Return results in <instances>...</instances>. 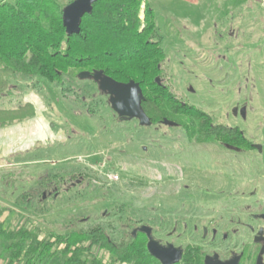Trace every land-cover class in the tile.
<instances>
[{
    "label": "rangeland",
    "instance_id": "1",
    "mask_svg": "<svg viewBox=\"0 0 264 264\" xmlns=\"http://www.w3.org/2000/svg\"><path fill=\"white\" fill-rule=\"evenodd\" d=\"M147 2L165 54L157 78L212 124L242 130L255 148L191 141L181 127L154 132L135 121L120 123L108 96L79 73L58 84L11 78L10 89L19 91L3 106L30 103L34 115L0 126L1 222L40 239L101 226L120 244L147 226L163 245L222 258L244 252L241 264H256L261 247L254 238L264 229V0ZM245 105L247 119H235L232 110ZM79 176L83 187L43 198L41 183ZM205 228L230 237L221 234L214 243L203 238ZM10 246L0 237V264H9ZM96 254L110 260L106 251ZM66 261L57 251L36 264Z\"/></svg>",
    "mask_w": 264,
    "mask_h": 264
},
{
    "label": "trees",
    "instance_id": "2",
    "mask_svg": "<svg viewBox=\"0 0 264 264\" xmlns=\"http://www.w3.org/2000/svg\"><path fill=\"white\" fill-rule=\"evenodd\" d=\"M64 7L60 0H0V126L34 115L30 103L3 106L19 91L10 89L11 78H42L58 84L66 74L103 71L118 82L139 83L145 97L142 107L154 123L169 118L190 139L209 141L218 135L224 143L251 148L238 130L212 124L208 115L156 82L165 54L156 41V11L147 0H98L93 12L83 17L80 34L72 36L63 25ZM4 212L0 209V237L11 243L9 264L42 263L57 251L67 257L65 264H161L148 252L142 233L131 235L124 244L116 243L101 226L40 239L24 228L5 229ZM96 251H106L110 260L103 261ZM178 264H204V254L189 248Z\"/></svg>",
    "mask_w": 264,
    "mask_h": 264
},
{
    "label": "water",
    "instance_id": "3",
    "mask_svg": "<svg viewBox=\"0 0 264 264\" xmlns=\"http://www.w3.org/2000/svg\"><path fill=\"white\" fill-rule=\"evenodd\" d=\"M98 0H74L63 8L62 19L66 33L69 36L78 35L81 32V23L85 15L93 12V6ZM81 81H94L99 91L109 97V103L112 110L125 120L137 119L140 125L148 127L152 125L151 119L145 113L142 103L145 100L143 91L139 83L130 81L128 83L118 82L106 75L103 71H82L77 75ZM156 82L162 85L160 78ZM163 125L168 127H177L179 124L173 120L165 118ZM261 151V146L258 147ZM140 232L147 235V250L151 256L157 259L161 264H178L183 259L184 251L172 244L162 245L152 234V229L147 226L139 228ZM137 231H134L136 234ZM255 243H263V246L257 257L256 264H264V230H260L255 237ZM241 256L221 261L219 256H207L204 264H239Z\"/></svg>",
    "mask_w": 264,
    "mask_h": 264
},
{
    "label": "flooded vegetation",
    "instance_id": "4",
    "mask_svg": "<svg viewBox=\"0 0 264 264\" xmlns=\"http://www.w3.org/2000/svg\"><path fill=\"white\" fill-rule=\"evenodd\" d=\"M163 70V69H162ZM162 72V71H161ZM160 80H161V83H162V85L161 86H165L164 84H163V79L162 78H160ZM87 81V80H86ZM91 81V80H90ZM91 82H93L96 86H97V84L94 82V81H91ZM98 87V86H97ZM166 87V86H165ZM104 95V94H103ZM108 101H109V97H108ZM111 106V105H110ZM115 113V112H114ZM248 113H249V107L247 106V105H245V106H243V107H239V106H236L233 110H232V116L235 118V119H240V120H242V121H245L246 119H247V116H248ZM116 114V113H115ZM116 116H117V119H118V121L120 122V123H128V122H131V121H135V122H137L138 124H139V126L141 127V128H155V130H154V132H159L160 131V127H163V126H165V125H163V120L165 119V118H163L162 120H160L158 123H154L152 120H151V122H152V125L151 126H148V127H143V126H141L140 125V122L137 120V119H132V120H125V119H122V118H120L119 117V115L118 114H116ZM150 118V117H149ZM151 119V118H150ZM167 119H169V118H167ZM171 120V119H170ZM179 124V123H178ZM166 127H168V126H166ZM169 128H175V129H178V128H180V124H179V126H177V127H169ZM230 129H233V128H230ZM239 131V133L241 134V136L243 137V139H245L246 138V136L243 134V131L242 130H238ZM183 133H184V136H185V138H187L188 140H196L195 138L194 139H190V136H189V134L185 131V130H183ZM217 137H218V135H213V138L214 139H211V140H209L208 142H212V141H214V142H217V143H219V144H221V145H223L225 148H229V149H235V150H237V151H245V152H247V149H244V148H239V147H236V146H234V145H231V144H227V143H224V142H222V141H220V140H218L217 139ZM251 146H253V148H255L254 147V145H251ZM144 150H146V148H144ZM248 151H251V150H248ZM136 158V157H135ZM137 159H141V158H137ZM86 183V181H85V179L82 177V176H79V177H76L75 179H70V181H67V180H63V178L62 177H59L58 179H56L55 181H49V182H47V180L44 182V183H41L42 184V186H43V188H44V193H43V198L44 199H46V197L47 196H52L53 195V197L55 198V199H57V198H59L60 196H62V195H65V194H68V193H70V192H72L73 190H76L77 188H79V187H83L84 186V184ZM261 217V216H260ZM261 220L264 222V214L262 215V217H261ZM137 231L136 232V234H134V231ZM133 232H132V235H134V236H137L139 233H142V234H144L145 236H146V238H147V235L145 234V233H143V232H140L139 231V228H137V229H135ZM196 231H198V229L196 228L195 229ZM264 230V229H263ZM260 231V230H259ZM258 231V232H259ZM152 234H153V229H152ZM221 234H223L222 235V238H223V240L224 241H227L228 239H229V237H230V234L229 233H225L224 232V229H217V228H211L210 230H208L207 228H205V229H203V238L204 239H207V238H211V240H212V242H214V243H219V240H220V236H221ZM258 234V233H257ZM257 236V235H256ZM255 236V237H256ZM147 242H148V238H147ZM254 242H255V238H254ZM257 245H260V247L262 248V246H263V243H256ZM163 245V244H162ZM168 245V244H167ZM173 245V244H172ZM175 246V245H174ZM176 247V246H175ZM177 248H179V247H177ZM261 248H260V250H261ZM199 249H201V248H199ZM183 251H184V254H185V249H183ZM201 251L204 253V251H203V249H201ZM184 254H183V256H184ZM218 255L219 256V259L221 260V261H227V260H230V259H232V258H234L235 256H238L237 255V253L236 252H230V254H229V256L227 257V258H222V256L220 255V254H218V253H214L213 255H204V262H205V259H206V257L207 256H214V255ZM259 255V254H258ZM239 256H241V260H240V263L239 264H241V262H242V260H243V258H244V252H241V254H239Z\"/></svg>",
    "mask_w": 264,
    "mask_h": 264
}]
</instances>
